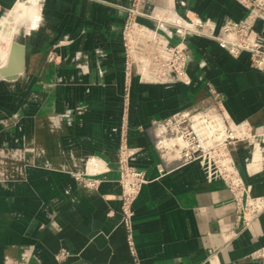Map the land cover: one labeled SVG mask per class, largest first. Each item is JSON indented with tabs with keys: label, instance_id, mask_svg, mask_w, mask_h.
I'll return each mask as SVG.
<instances>
[{
	"label": "crops",
	"instance_id": "1",
	"mask_svg": "<svg viewBox=\"0 0 264 264\" xmlns=\"http://www.w3.org/2000/svg\"><path fill=\"white\" fill-rule=\"evenodd\" d=\"M17 1L0 0V20ZM37 2V22L24 35L23 71L0 80V264H264L251 256L264 250V213L241 230L230 193L207 183L197 163L159 173L150 127L202 106L208 83L233 122L264 130V74L248 67L246 54L233 58L214 41L191 37L189 84L133 78L124 106L120 28L132 0ZM163 10L216 28L245 14L234 0L142 6L144 14ZM50 53L54 62L47 61ZM124 123L126 144L136 149L131 165L148 180L133 204L130 240L116 182ZM246 155L237 145L244 182L264 198V173L247 175ZM88 175L102 180L96 189L76 179ZM61 251L67 256L56 260Z\"/></svg>",
	"mask_w": 264,
	"mask_h": 264
},
{
	"label": "built area",
	"instance_id": "2",
	"mask_svg": "<svg viewBox=\"0 0 264 264\" xmlns=\"http://www.w3.org/2000/svg\"><path fill=\"white\" fill-rule=\"evenodd\" d=\"M234 1L245 10L244 16L237 21L225 19L216 28L210 20L182 17L172 10L144 14L145 0H132L131 6L125 9L121 29L124 106L132 78L160 85L189 84L187 40L191 37L212 40L233 58L246 54L248 67L264 74V0ZM138 17L149 19L153 27L142 25ZM205 87L207 98L202 108L180 110L151 122L152 145L160 159L158 172L197 163L207 183H219L230 193L235 226L248 229L264 213V198L252 195L251 187L241 176L234 151L239 144L247 149L243 160L247 175L264 173V130L255 129L247 122H233L223 106V96L210 84L206 83ZM125 131L124 123L117 149L116 182L120 189L119 214L130 240L133 203L148 181L142 171L131 165L136 149L127 146ZM251 163L257 165L256 169H248ZM76 179L87 189H96L102 181L90 175ZM263 251L258 250L251 256L264 262ZM66 256L61 251L55 258L63 260Z\"/></svg>",
	"mask_w": 264,
	"mask_h": 264
},
{
	"label": "bare ground",
	"instance_id": "3",
	"mask_svg": "<svg viewBox=\"0 0 264 264\" xmlns=\"http://www.w3.org/2000/svg\"><path fill=\"white\" fill-rule=\"evenodd\" d=\"M22 16L29 17L30 22H31L30 23L31 26H35V24L37 22V18H38V2H37V0H24V1L18 2L14 6V8L12 9L11 14L0 21V36L1 35H3V36L4 35H8V36L17 35V36H19L20 33L17 32V30H15L14 27H15L16 23L18 22V20ZM17 39L11 38V37L9 38L8 44H7V50L5 52L0 51V54L3 58L4 57L7 58L10 45L13 42H16ZM14 65L19 66L20 63H15ZM16 75L17 74H15L13 76H16ZM0 77H3V78L5 77L7 80H11V81L13 79L12 76H2L1 74H0Z\"/></svg>",
	"mask_w": 264,
	"mask_h": 264
},
{
	"label": "rangeland",
	"instance_id": "4",
	"mask_svg": "<svg viewBox=\"0 0 264 264\" xmlns=\"http://www.w3.org/2000/svg\"><path fill=\"white\" fill-rule=\"evenodd\" d=\"M20 1H24V0H18L17 2H20ZM38 8H39V5H38ZM11 12H12V10H9V11H7V12H5V14L3 15V17H2V19L1 20H3L5 17H7V16H9L10 14H11ZM39 13V12H38ZM124 13H125V10H124ZM179 15V14H178ZM125 16H126V14H124V20H125ZM183 17H185V16H183ZM38 19V18H37ZM0 20V21H1ZM149 20V19H148ZM31 22H30V19H29V17H26V16H22L19 20H18V22L16 23V25H15V27H14V29L15 30H17V32H19L20 34H19V36H17V35H10V36H8V35H1L0 36V51H2V52H5L6 50H7V44H8V40H9V38L11 37V38H18L17 40H18V43L19 44H21V45H23L24 44V42H25V37H24V35L25 34H28L29 33V31L31 30V29H33L34 27L33 26H31V24H30ZM124 24V23H123ZM27 26V27H26ZM37 27V26H36ZM123 27V26H122ZM122 27L120 28V35H121V29H122ZM27 31V32H26ZM32 31V30H31ZM121 40H122V38H121ZM47 61L48 62H54L55 61V58L53 57V55L50 53L49 55H47ZM6 62H7V58H3L2 56H1V54H0V68H3L4 66H5V64H6ZM22 66H23V62H22ZM22 71H23V69H22ZM122 73H123V71H122ZM20 74V73H19ZM19 74H17L16 76H12L13 77V79L12 80H14L15 78H17L18 77V75ZM133 79V78H132ZM0 80H5V81H11V80H7L5 77L3 78V77H0ZM203 107V105L202 106H200L199 108H202ZM198 108V109H199ZM145 175V174H144ZM147 179V178H146ZM148 181V180H147ZM119 192H120V189H119ZM141 192V191H140ZM140 194V193H139ZM119 195V194H118ZM139 196V195H138ZM137 196V197H138ZM136 200V199H135ZM134 204V203H133Z\"/></svg>",
	"mask_w": 264,
	"mask_h": 264
},
{
	"label": "water",
	"instance_id": "5",
	"mask_svg": "<svg viewBox=\"0 0 264 264\" xmlns=\"http://www.w3.org/2000/svg\"><path fill=\"white\" fill-rule=\"evenodd\" d=\"M24 49L23 45L16 42H13L9 47V52L7 56V62L3 68L0 69V74L2 76H13L22 72ZM15 63H20L19 66H15Z\"/></svg>",
	"mask_w": 264,
	"mask_h": 264
}]
</instances>
